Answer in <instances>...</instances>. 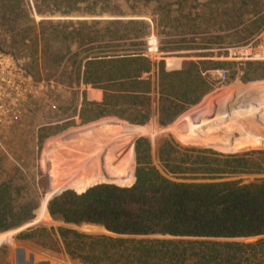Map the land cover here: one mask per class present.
I'll return each instance as SVG.
<instances>
[{"label": "trees", "instance_id": "trees-1", "mask_svg": "<svg viewBox=\"0 0 264 264\" xmlns=\"http://www.w3.org/2000/svg\"><path fill=\"white\" fill-rule=\"evenodd\" d=\"M259 2L264 0H0V53L29 61L24 70L34 79L58 75L57 83L81 97L75 114L81 124L116 117L143 126L154 116L166 127L213 90L207 72L235 67L205 59L213 57L214 45L228 48L260 30L264 14L248 20L262 11ZM160 26L187 36L177 51L199 60L167 71L164 58L174 48H159L152 60L146 38L159 36ZM215 31L225 34L219 42ZM240 71L244 84L264 80V63ZM81 86L101 91L102 101L88 102ZM146 130L111 125L79 136L74 155L57 166L51 195L71 185L43 206L48 221L86 233L30 226L0 240V264H8L12 243L65 264H264V148L222 154L168 137L153 153L149 140L136 136L129 167L123 154L130 136ZM121 174L115 181L89 177ZM8 182L0 184V233L33 219L37 207L22 202L23 189ZM42 217L41 205L35 221Z\"/></svg>", "mask_w": 264, "mask_h": 264}, {"label": "rangeland", "instance_id": "rangeland-1", "mask_svg": "<svg viewBox=\"0 0 264 264\" xmlns=\"http://www.w3.org/2000/svg\"><path fill=\"white\" fill-rule=\"evenodd\" d=\"M209 1L197 0L200 3ZM259 4L260 6L262 5V11L257 16H249L248 20H254L264 14V2H259ZM245 11L249 14V12H252V7L248 5L245 7ZM36 20L39 21V18L36 17ZM160 24L166 26L164 23ZM216 24L215 27L217 29L222 24L218 17ZM170 30L160 26L158 30L160 32L159 36L152 33L146 38L148 53L152 60L158 59V56L161 55L158 53L159 48L165 50L169 48L175 49L174 52L164 58L167 71L175 68L181 69L183 68L182 65L186 63L183 59L184 57H182V52L177 51V49L181 48V41L187 38V36H182L180 33ZM161 32H172L174 36L168 37ZM212 35L213 37H217V41L219 42L225 34L220 31H215L212 32ZM190 37L192 36H188V38ZM263 43L264 22L260 30L248 41L239 42L228 48H225L224 45H214L211 50L213 57L205 60L212 62H232L235 64V67L229 70L224 68V70L209 71V74H207L208 82L211 84L213 90L206 96L207 98L205 100L210 97L212 98L211 100H214L213 97L218 99L223 92L217 93V91L225 88L237 89L232 90L237 91V98L231 107H227L225 110L223 107H214L207 113L211 121L209 124L203 125V122H201L197 127L182 126L181 131L185 133L182 134L184 144L178 141V135L172 133L169 128L148 124L145 133L141 134L142 137L149 140L153 153L156 148V142L159 139L168 137H171L177 144L183 147L199 149L212 147L222 150V154H235L264 148V103L257 108L254 107L257 105L254 102L250 105L251 107H238L239 103L243 105L248 104V99L250 98L264 99V92H258L264 90V86L261 85L264 83V80L246 84L240 81L242 76L240 68H243L248 63H264V60H252L248 57L249 53H253ZM225 53L228 54L227 57L224 56ZM188 60L197 61L199 58L191 57ZM16 62L18 66L13 62L11 56L0 55V184L10 180V183H8L11 186L23 189L21 192L24 194L22 202L34 201L37 207L32 211L33 219L22 224L15 230L0 233V240L14 236L26 228L37 224L53 228L68 227L79 232H84L81 231V226L64 225L61 222L54 221L51 217V221H48L43 206V201L51 195L57 185L55 184V188H52L47 173L50 155L49 145L45 148H42V146L44 147L45 143L58 137V135L61 137L68 130H72L81 125V121L75 116L81 108V97L79 95L72 96L61 84L57 83L58 75H54L49 79H34L24 70V64L29 61L18 60ZM234 71L236 72V76L235 79L231 80V73ZM251 86H253L252 89L254 90H249L248 87ZM84 89L87 100L101 99L95 93L96 90L90 87L85 88L81 86L78 90L82 92ZM254 91H257V93H253ZM207 107L199 111L201 113H198L200 115L203 114ZM226 111H231V113L226 115V117L218 119ZM234 111L235 114L232 113ZM215 119H217V126L212 123ZM220 129L221 131H219ZM222 130L226 131L223 132ZM72 138L77 143L76 138L74 136ZM69 144L72 145L73 143L69 142ZM226 149L228 151H224ZM69 155H71L70 157L74 155L72 148ZM69 184L66 187L71 185ZM66 187L63 185L46 202ZM17 200L19 201L18 198ZM41 205L43 217L38 222L35 219ZM9 232L13 233L7 234ZM87 234L102 235L107 234V232L104 230ZM7 262L8 264H65L21 243L11 244Z\"/></svg>", "mask_w": 264, "mask_h": 264}, {"label": "crops", "instance_id": "crops-1", "mask_svg": "<svg viewBox=\"0 0 264 264\" xmlns=\"http://www.w3.org/2000/svg\"><path fill=\"white\" fill-rule=\"evenodd\" d=\"M183 59H184L185 62L189 61L187 58H183ZM164 61H165V59H164ZM181 69L180 68H175V69H171L170 71H179ZM207 74H209V72H207ZM261 85L264 86V83H262ZM248 88H249V90H251L253 88V86L248 87ZM232 90H237V89L225 88L223 90L217 91V93L218 92H223L222 95L218 99L213 97L214 100H211L212 98L210 97L207 100H205L207 97L203 98V100L199 104H197L196 106L191 107L190 109H188L184 113L180 114L170 125L166 126L165 128H169L172 133H175V135L177 134L178 135L177 139H179L178 141L180 143L184 144L183 141H182V138H183L182 134H185V133H183L181 131V127L182 126H185V127H189V126L197 127L199 125V123H201V122H203V125L207 124V123L209 124L211 121H210L209 115L207 113H209L214 107L215 108L223 107V109L225 110V109H227V107L229 108V107L232 106V104L234 103V100L237 98V94H238L237 91H232ZM252 90H254V89H252ZM258 92H264V90L263 91H258ZM95 93L97 95H99V97H101V99H102L101 91L96 90ZM229 93H231V95H229ZM253 93H257V91H254ZM87 95H88V93H87ZM101 99L100 100H96V99L95 100H87V101L88 102L100 103L102 101ZM223 99H225V100H223ZM248 100H249L248 104H244L243 105V104L239 103L238 107L239 108H241L243 106L251 107L250 105L254 102V103L257 104L254 107L257 108L259 105L264 103V99L263 98H261L260 100L256 99V98H250ZM257 101H259V103H257ZM207 105H209V107H207ZM205 107H207V109H205L203 114L200 115L199 113H201V112H199V111H202ZM238 110H241V109H238ZM235 111H236V109H235ZM235 111L232 112V113L235 114ZM229 113H231V111L224 112L222 114V116L218 117V119H220L221 117H226V115H228ZM216 121H217V119L213 120V122H212V123L215 124V126H217ZM116 124L117 125H121V126H123L125 128L127 127V128H137V129H147L148 128L147 127L148 124H153L154 126L160 127V126L157 125L154 116H152L150 121L146 125H143V126L129 124L128 122H126L124 120H121V119H118L116 117H104V118H101V119H98V120H95V121H92V122L81 124L79 127H75L72 130H68L61 137H60V135H58V137L49 140L45 145H49L50 149L53 146H56L57 147L56 149L59 150V151L56 150L55 153H50L49 159H48L47 173L49 175V180H50V184H51L52 188H55V184H56L55 182H56L57 177H58L57 168L56 167L60 164L61 161L71 158L70 157L71 155H69V153L71 152V148H72V152L74 154L76 148H78L79 143H80V141L82 139V138L80 139V137H82V136L84 137L85 135H87L86 133H88V132H93L94 130L95 131L99 130L102 126H108V127L111 126V125L112 126H117ZM219 131H221V129ZM222 131L224 132L226 130H222ZM141 133H144V132L143 131L142 132H138V133L136 132V133H134L133 135L130 136V138L132 137L131 142L129 143V146L124 151L125 153L123 154V157L128 160V166L129 167H132L131 160H130L129 155H128L129 154V149H130V147H131V145L133 143V139L136 136H142ZM73 136H74V138H76L77 143L73 140V138H72ZM175 137H177V136H175ZM65 139H67V140H65ZM68 139H70V140H68ZM84 140H86V139H84ZM69 142L70 143L72 142L73 144L70 145ZM205 147H207V146H205ZM206 149H210V150H213V151H216V152H219V153H223L222 150H218V149H215V148H212V147H207ZM224 151H228V150L226 149ZM128 168H127L126 171H129ZM123 175L124 174H121V175H118L116 177H114V176L113 177H103L102 175L101 176L100 175H91L89 177L101 178V179H105V180H108V181H115V180L121 179L123 177ZM86 178H88V177H86ZM65 189H67V188H65Z\"/></svg>", "mask_w": 264, "mask_h": 264}, {"label": "built area", "instance_id": "built-area-1", "mask_svg": "<svg viewBox=\"0 0 264 264\" xmlns=\"http://www.w3.org/2000/svg\"><path fill=\"white\" fill-rule=\"evenodd\" d=\"M0 55H3L0 53ZM5 56V55H3ZM249 59L252 60H264V43L262 46L258 47V49H255L253 51V53H249L248 54ZM13 62L16 64L17 62L14 61V59L12 58ZM18 66V64H16Z\"/></svg>", "mask_w": 264, "mask_h": 264}, {"label": "water", "instance_id": "water-1", "mask_svg": "<svg viewBox=\"0 0 264 264\" xmlns=\"http://www.w3.org/2000/svg\"><path fill=\"white\" fill-rule=\"evenodd\" d=\"M84 225H88V224H84ZM68 226H74V225H68ZM89 226H95V225H89ZM74 227H76V226H74ZM97 227V226H96Z\"/></svg>", "mask_w": 264, "mask_h": 264}]
</instances>
